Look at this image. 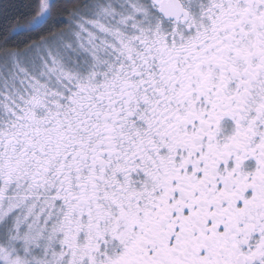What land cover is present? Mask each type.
Here are the masks:
<instances>
[{"label": "snow or ice", "instance_id": "6c2138e0", "mask_svg": "<svg viewBox=\"0 0 264 264\" xmlns=\"http://www.w3.org/2000/svg\"><path fill=\"white\" fill-rule=\"evenodd\" d=\"M0 264H264V0H0Z\"/></svg>", "mask_w": 264, "mask_h": 264}]
</instances>
